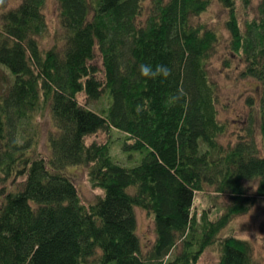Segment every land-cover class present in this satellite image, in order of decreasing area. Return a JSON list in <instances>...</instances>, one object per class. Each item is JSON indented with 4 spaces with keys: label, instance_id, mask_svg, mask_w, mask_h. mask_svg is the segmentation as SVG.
I'll list each match as a JSON object with an SVG mask.
<instances>
[{
    "label": "trees",
    "instance_id": "obj_1",
    "mask_svg": "<svg viewBox=\"0 0 264 264\" xmlns=\"http://www.w3.org/2000/svg\"><path fill=\"white\" fill-rule=\"evenodd\" d=\"M211 1L56 0L61 33L46 46L45 0H0V264H199L209 246L215 264H260L230 224L258 200L264 210V0L241 20L251 0H217L224 39L198 19ZM219 48L258 84L233 135L211 72ZM142 62L170 72L146 78ZM98 131L121 133L119 151L87 141ZM78 166L100 190L92 201L67 173ZM195 192L227 201L199 210ZM136 207L153 220L146 252Z\"/></svg>",
    "mask_w": 264,
    "mask_h": 264
},
{
    "label": "rangeland",
    "instance_id": "obj_2",
    "mask_svg": "<svg viewBox=\"0 0 264 264\" xmlns=\"http://www.w3.org/2000/svg\"><path fill=\"white\" fill-rule=\"evenodd\" d=\"M258 1L259 0H251V5L246 10L239 5V19L241 20L246 16H251L255 12ZM18 2L19 0H7L5 8L11 7ZM43 13L47 29L41 41L42 44L47 46L54 43L55 37H58L61 33L56 0H45ZM226 17L227 10L217 0H212L207 9L200 14L198 19L206 22V24L210 26L216 27L223 35L224 39V37L228 35L223 25ZM222 56L223 49L219 48V52L211 59V72L219 85V116L222 120L227 121L229 132L233 135L235 131L241 129L248 121L247 119L250 111L246 104V98L248 95L256 97L258 84L252 78L238 77L237 71L233 68H226L220 61V57ZM94 62L98 67H101L97 49L95 50ZM78 98L83 100L84 96L79 95ZM38 121L40 130L39 149L42 153L47 154L46 136L49 130L52 129V124L47 113ZM120 135L121 133L115 131L109 134L106 133V131H98L89 136L87 141H104L110 139L113 141V152L116 153L119 151L118 140ZM67 173L73 178L78 194L83 201H92L95 199L96 195L100 193L98 188H93L88 182L86 171L83 167H70L67 169ZM2 187L4 186L0 184V190ZM6 187H9V183L6 184ZM225 201H227V197L223 195H218L214 200H211L206 193L195 192L194 207L200 210L212 203L221 207V204ZM135 215L136 234L142 251L146 252L152 245L155 237L153 220L150 214L139 207L135 208ZM230 228L236 236L249 241L253 248L254 257L260 264H264V210L262 201L258 200L252 205L248 212L235 216L230 224ZM217 260L218 252L216 247L209 246L200 256L199 264H215Z\"/></svg>",
    "mask_w": 264,
    "mask_h": 264
},
{
    "label": "clouds",
    "instance_id": "obj_3",
    "mask_svg": "<svg viewBox=\"0 0 264 264\" xmlns=\"http://www.w3.org/2000/svg\"><path fill=\"white\" fill-rule=\"evenodd\" d=\"M139 71L146 78H155L157 76H167L170 68L165 64L153 65L150 62H142L139 65Z\"/></svg>",
    "mask_w": 264,
    "mask_h": 264
}]
</instances>
